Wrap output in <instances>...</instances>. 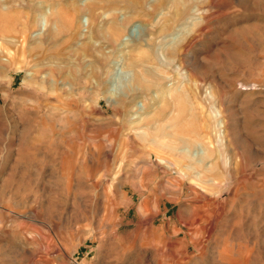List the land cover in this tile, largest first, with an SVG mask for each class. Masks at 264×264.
<instances>
[{"label":"rangeland","instance_id":"rangeland-1","mask_svg":"<svg viewBox=\"0 0 264 264\" xmlns=\"http://www.w3.org/2000/svg\"><path fill=\"white\" fill-rule=\"evenodd\" d=\"M28 1L0 6V264H264V0H60L54 43Z\"/></svg>","mask_w":264,"mask_h":264},{"label":"bare ground","instance_id":"bare-ground-1","mask_svg":"<svg viewBox=\"0 0 264 264\" xmlns=\"http://www.w3.org/2000/svg\"><path fill=\"white\" fill-rule=\"evenodd\" d=\"M25 1H28V0H0V6L5 4V5L9 6V9H12V10L15 7H17L16 3L19 4L18 7H22L24 10H33L34 7H36L35 6L36 4L24 6L25 4L23 5L22 3ZM38 1H41V2L44 1L43 3H46L45 0H38ZM29 2H32V1L29 0L28 3ZM59 4H60V0H52V3L50 4V8H49V14H47L46 9L44 7H43V9L42 8L40 9L43 12L42 14L47 17L48 21L55 28V31L53 32L54 34H52V37L48 40V41H51L53 43L57 40V37L59 36V34H61V32H62L61 30L63 29V25H62L63 24V22H62L63 21V15L59 11ZM40 7H42V6H40ZM74 7H76V6H74ZM14 20H15V18H13V16H11L10 13L6 12V10H4V9H0V23H1L0 36L2 39L5 38L7 35L15 34V32L18 31V28L13 24ZM115 34H118V33H115ZM99 35H101V32L99 33ZM113 36L115 37L116 35H113ZM27 43H28V38L26 36L21 41V46L23 48H25ZM105 61H106V59L104 58L103 62H105Z\"/></svg>","mask_w":264,"mask_h":264}]
</instances>
